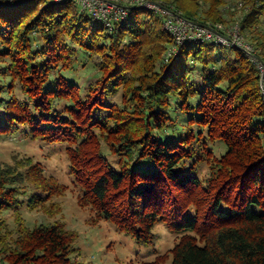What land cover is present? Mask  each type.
Here are the masks:
<instances>
[{
    "label": "trees",
    "instance_id": "16d2710c",
    "mask_svg": "<svg viewBox=\"0 0 264 264\" xmlns=\"http://www.w3.org/2000/svg\"><path fill=\"white\" fill-rule=\"evenodd\" d=\"M153 1L219 32L240 14L262 61L177 45L144 6L108 25L73 0H0V137L66 144L91 221L146 243L166 224L177 241L150 264H264V0ZM67 190L33 157L0 163V264H85L77 230L24 213L56 217Z\"/></svg>",
    "mask_w": 264,
    "mask_h": 264
},
{
    "label": "rangeland",
    "instance_id": "374dc122",
    "mask_svg": "<svg viewBox=\"0 0 264 264\" xmlns=\"http://www.w3.org/2000/svg\"><path fill=\"white\" fill-rule=\"evenodd\" d=\"M229 4L233 6L234 3L231 1ZM239 16L240 14L234 17V20L231 19L226 27L236 24L239 21ZM228 47H225L226 50ZM197 73L195 74L198 75ZM88 75L89 73L85 69L79 67L75 76L78 81L87 83ZM196 82L198 87L202 83L199 79ZM214 148L217 154L226 150L225 145L220 143L216 144ZM66 153V144L48 145L45 142L27 139L23 135L0 137V163H15L17 159L30 156L42 164L48 175H54L62 183L68 185L66 194L58 199L62 203L63 209L62 213L56 217H48L43 212L24 209L30 225L33 226L40 222L47 223L60 218L66 221L69 228L73 231L77 230L79 233L76 243L85 264H150L175 245L177 236L164 223H159L156 226L154 241L146 243L137 241L133 235L117 229L110 220L91 221V209L83 208L78 204V190L73 183L70 161ZM207 171V166L203 165L200 173L205 174ZM9 216L12 219L11 214ZM163 264H170V261L167 260Z\"/></svg>",
    "mask_w": 264,
    "mask_h": 264
},
{
    "label": "built area",
    "instance_id": "2783aa9c",
    "mask_svg": "<svg viewBox=\"0 0 264 264\" xmlns=\"http://www.w3.org/2000/svg\"><path fill=\"white\" fill-rule=\"evenodd\" d=\"M61 1V0H56ZM81 4L82 8L91 13L94 17L102 20L105 24L111 25L114 21H120L126 18L129 14L131 6H144L149 9H155L167 15L165 26L174 36L177 45L185 42L187 39L193 40H211L220 44H234L249 53H255L253 46L245 39L241 31L239 21L231 27L219 25L221 34H218L212 26L200 25L191 21L185 20L178 14L164 7L161 3L153 0H73ZM216 29V28H215ZM218 30V29H217ZM220 31V30H219ZM177 46L172 49L176 52ZM258 67L264 74V64L258 63ZM264 81V80H263Z\"/></svg>",
    "mask_w": 264,
    "mask_h": 264
},
{
    "label": "water",
    "instance_id": "95a60500",
    "mask_svg": "<svg viewBox=\"0 0 264 264\" xmlns=\"http://www.w3.org/2000/svg\"><path fill=\"white\" fill-rule=\"evenodd\" d=\"M173 12V11H172ZM174 13V12H173ZM197 24V23H196ZM214 30H215V32L216 33H218V34H221L222 35V33L221 32H219L217 29H215V28H213ZM251 56H253L254 58H256V59H258V60H260V61H262L261 60V58H259L258 56H256L255 54H252ZM264 74L262 75V80H260L261 81V83H262V87H263V89H264Z\"/></svg>",
    "mask_w": 264,
    "mask_h": 264
}]
</instances>
